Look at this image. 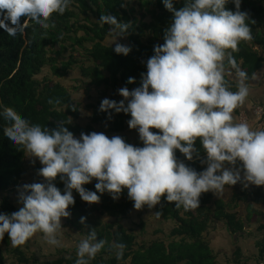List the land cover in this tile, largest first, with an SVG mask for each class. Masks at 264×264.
<instances>
[{
  "label": "clouds",
  "instance_id": "1",
  "mask_svg": "<svg viewBox=\"0 0 264 264\" xmlns=\"http://www.w3.org/2000/svg\"><path fill=\"white\" fill-rule=\"evenodd\" d=\"M162 2L173 19L165 29L164 43L155 45L147 60L141 86L131 91L122 87L121 101L105 98L99 108L109 113V119L112 112L130 114L128 127L138 131L143 147L103 132H82L76 138L62 120L50 129L31 123L12 107L0 106L4 136L18 151L39 160L38 175L46 181L18 189V209L0 213V241L7 234L12 247L20 248L41 233L47 244L59 247L62 219L70 217L69 208L75 203L73 191L84 202L96 204L97 192L118 200L126 189L135 210L153 209L166 198L189 211L200 207L204 193L223 194L238 183L245 189L264 186V129H253L234 116L250 88L249 76L233 53L242 42L252 41L249 24L255 21L240 11L241 0H231L235 12L226 8L229 0H184L179 10L173 0ZM71 4L72 0H0V29L15 37L33 24L46 36L55 28L53 16L64 15ZM98 23L109 26L115 53L127 56L131 48L117 40L126 36L131 24L111 14L101 15ZM133 83L129 78L128 84ZM201 149L206 159H201ZM177 150L187 161L200 160L206 167L197 172L177 159ZM57 177L64 183L63 194L55 186ZM93 180L96 191L86 190L84 185ZM85 222L81 217L80 223ZM105 244L91 229L77 245L75 264H90ZM125 247L111 245L117 260L123 258Z\"/></svg>",
  "mask_w": 264,
  "mask_h": 264
},
{
  "label": "trees",
  "instance_id": "2",
  "mask_svg": "<svg viewBox=\"0 0 264 264\" xmlns=\"http://www.w3.org/2000/svg\"><path fill=\"white\" fill-rule=\"evenodd\" d=\"M122 4L125 6L122 7ZM173 6L179 10L184 6V0H173ZM226 8L236 11L231 0ZM240 11L247 12L249 20L255 21L254 24H249L253 39L251 42H242L239 51L233 53V56L250 79L263 63V58L254 50V46H259L264 51V0H241ZM105 14L115 16L119 22L131 24L126 36L119 38L123 39L122 43L117 40L131 48L127 56L117 55L114 51L115 44H109V26L98 23L100 16ZM172 19V13L164 7L162 0H72L64 15L53 16L55 28L48 29L46 36L45 30L33 24L26 27L23 35L18 34L15 37L0 29V106L12 107L31 123L50 129L62 120L69 131L79 137L82 132L118 135L135 131L128 127L130 114L112 112L109 119V113L99 111L100 104L105 98L121 101L123 97L118 95V90L122 87L131 91L141 86V74L147 72V60L154 55V46L164 43L165 29L169 27ZM65 53H68L66 61L60 60L57 64L58 59ZM73 53L80 55V58ZM46 67L51 70L49 73L52 77L47 73L43 75ZM72 67L78 69L80 79L87 81L88 89H95L92 93L94 92L97 101L91 103L92 94L87 95L88 115L87 124L84 126L77 123L80 119V106L72 99V93H76L79 88L70 90L60 82V78L72 72ZM129 78H133L135 83L128 84ZM50 99H59L60 104H49ZM69 118L71 123H68ZM4 126L5 122L0 118V213L10 214L18 208L8 193L17 186L22 177L25 152L18 151L4 136ZM125 142L143 147L139 135L133 143ZM196 146L200 148L199 141ZM202 151L201 149V159H206ZM176 157L197 172L206 167L200 160L187 161L178 150ZM44 182L46 183L45 180ZM54 183L63 194L65 186L60 178L57 177ZM96 183L93 180L84 187L95 192ZM242 189L241 184L234 200H242V196H247ZM260 193L261 188L254 189L248 196L256 203H264V195L259 196ZM72 194L75 203L69 208L70 219L75 218L77 222L81 217L96 213V219L106 216L114 220L101 226L75 225L85 237L94 228L97 238L106 241L104 249L90 264H215L214 257L202 238L210 217L223 221L232 234L242 229L240 221L231 211H224L219 204H215L213 210L207 207L211 203L210 192L201 195L199 208L189 211H185L183 207L177 208L174 203L162 198L155 208L149 209L145 206L143 209L160 212L159 216L155 214L158 218L175 224L169 232L170 241L166 244L157 240L149 245H139L133 232L120 224V221L128 219L134 209V202L129 199L126 189L118 200H113L107 192L102 195L97 192L100 196L98 206L83 204L77 192L73 191ZM143 226L140 221L138 228L141 232ZM258 230L264 231L262 227ZM113 243L126 245L120 260L116 259L115 251L111 248ZM260 245V257L264 258V242ZM43 259L41 264H75L77 256L59 250L50 259ZM30 260L34 262L32 264L38 263V259L34 257L28 259L21 248L12 247L8 235L5 234L0 241V264H29ZM234 262L244 264L239 260Z\"/></svg>",
  "mask_w": 264,
  "mask_h": 264
},
{
  "label": "crops",
  "instance_id": "3",
  "mask_svg": "<svg viewBox=\"0 0 264 264\" xmlns=\"http://www.w3.org/2000/svg\"><path fill=\"white\" fill-rule=\"evenodd\" d=\"M254 50H256L259 56L263 58V63L261 68L253 75L255 78L253 79V77H251L248 80L250 95L247 98L245 104L234 112V116L236 117L237 122H240V117L245 115L247 118V123L250 125V127L253 129H264V117L262 119H256L252 115V110L255 106L264 105V51L261 49V47L256 45L254 46ZM73 73L74 71L72 74ZM77 77L78 76H76V78L71 77V79H76L78 83L80 81L77 79ZM77 86L78 84L74 86L69 84L65 87L67 89L73 90ZM90 90L95 91V89L92 87ZM231 90H236L234 82L232 83ZM78 91H76L74 94L72 93V99L80 106V119L77 123L84 126L87 124L86 117L88 115L86 105L89 102V99L87 95H91L94 92L87 94L86 97L79 98ZM91 98V103L97 101L95 100V94L91 95ZM97 129L98 127H96V130ZM75 137L79 138V136ZM137 137L138 136H136L134 141L137 139ZM134 141L128 142L133 143ZM40 168L39 160L36 159L33 161V158H29L28 154L25 152L22 177L19 180L17 186L8 193L11 196V200L16 208L20 206V202L18 200V189L20 187L26 183H45L44 178L38 175ZM240 186L241 183H238L235 186L227 187L223 194L215 195L214 193L210 192L211 203L207 207L213 210L215 204L221 205L224 211H231V213H234L242 226L241 231L232 234L226 229L223 221L210 217L208 227L202 234V238L207 243L208 248L214 257L215 264H234V260H239V262L244 264H264V258L260 257V244L264 242V231L258 230V228L261 227L264 229V203H256L255 201L250 200V196H248V194L252 193L254 189L260 188L261 193L259 196L264 195V186L256 187L254 185H250L247 189L243 187L242 190L247 196H242V200H234V196L238 193L237 189H239ZM81 202L83 204H87L88 206L91 205L84 202L83 200H81ZM133 210V212L131 211L132 214L130 213L129 216H139L140 214H143L144 216L141 220H139L141 222H143V218L146 219L149 216L147 213L149 210H135V208ZM96 217V213L87 215L85 217V224L101 226L104 223H111L114 221L113 219L106 216L99 217L98 219H96ZM70 218L71 216L69 218L62 219L63 229L61 234L58 236V239L61 241L59 247L47 244L43 239V235L41 233H37L27 242L28 247H20L21 250L26 253L27 258L32 259L34 257L38 259V263L36 264H41L44 261L43 258L50 259L56 253H58L59 250L66 251L68 254L76 255L77 245L79 244L80 240L85 238V235L80 233L78 231L79 229L77 230L75 227L76 224H81L80 221L78 220L76 222L75 218ZM129 219L130 217H128L126 220L120 221V224L123 226V223L127 222ZM143 224L144 226L142 232L140 231L143 233V235H141L140 240L137 241L139 245H149L150 243L157 240L164 241L167 244L168 241H170L169 232L175 227L173 222L161 220L156 215L154 219L150 218V220H148L146 223L143 222ZM237 253L238 257H236ZM32 263L34 262L30 260L29 264Z\"/></svg>",
  "mask_w": 264,
  "mask_h": 264
},
{
  "label": "rangeland",
  "instance_id": "4",
  "mask_svg": "<svg viewBox=\"0 0 264 264\" xmlns=\"http://www.w3.org/2000/svg\"><path fill=\"white\" fill-rule=\"evenodd\" d=\"M79 35H81V33L79 34ZM119 39V38H118ZM108 40V39H107ZM109 41H110V43L109 44H111V43H113V40L112 39H109ZM118 41H120L121 43H122V41H123V39H119ZM77 52H78V50H77ZM70 53V52H69ZM81 54H83V52L81 51L80 52ZM73 55L75 56V57H77L78 56V58H80V55H76L75 53H73ZM67 57H68V53H65L64 55H62L59 59H58V61H57V64H59V61L60 60H64V61H66V59H67ZM72 72L74 71V73L72 74V72H68L63 78H60V82H61V84L63 85H65V86H68L69 84H71V85H76V84H78V88H79V91H78V97L79 98H81V97H86V95L87 94H91L92 92V90H90L91 88H89L88 89V87H87V81H85V80H80V77H79V75H78V69H76L75 67H72ZM49 71H51V70H49V67H46V69H44L43 70V75H45V73H47V75H49L50 77H52V75H50V73H49ZM74 75V76H73ZM76 76H78L77 77V79H79V81L80 82H78L77 83V81H76V79H71V77H75L76 78ZM68 77V78H67ZM69 79V80H68ZM94 89V88H93ZM81 92H83V93H81ZM92 95H94V94H92ZM119 95V94H118ZM120 96V95H119ZM119 136H121L125 141H130V142H132V141H134V139L136 138V136H138L139 134H138V131L137 130H135V131H133V132H131V133H129V132H123V133H119L118 134ZM109 136V138H111L112 136H114V135H108ZM148 213V217L146 218L147 219V221L148 220H150V218H152V219H154L155 218V214H154V212L153 211H149V212H147ZM144 215L142 214H140L139 216L137 215H132V216H129L130 217V219L127 221V222H125V223H123V226L129 231V230H131L133 233H134V235L136 236V239H137V241L138 240H140V236L141 235H143V233H141L140 232V229L138 228V223L140 222L139 220H141L142 219V217H143ZM139 218V219H138ZM146 219L145 218H143V222L144 223H146L147 221H146Z\"/></svg>",
  "mask_w": 264,
  "mask_h": 264
},
{
  "label": "built area",
  "instance_id": "5",
  "mask_svg": "<svg viewBox=\"0 0 264 264\" xmlns=\"http://www.w3.org/2000/svg\"><path fill=\"white\" fill-rule=\"evenodd\" d=\"M252 115L256 119H262L264 117V105L255 106L252 110ZM240 122H247L245 115L240 117Z\"/></svg>",
  "mask_w": 264,
  "mask_h": 264
}]
</instances>
